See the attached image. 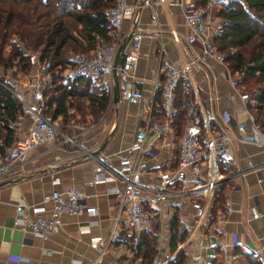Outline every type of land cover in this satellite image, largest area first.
<instances>
[{
  "label": "crops",
  "instance_id": "obj_1",
  "mask_svg": "<svg viewBox=\"0 0 264 264\" xmlns=\"http://www.w3.org/2000/svg\"><path fill=\"white\" fill-rule=\"evenodd\" d=\"M188 1L191 0H171L165 6L152 4L139 11L135 22L131 19L121 22L116 48L126 35L130 37L134 26L141 30L138 48L130 47L128 37L120 49L118 60L124 53L131 54L135 59L133 81L144 99L130 103L119 97L116 102H112L108 90V100L102 115L95 122L91 121L85 128L87 133H82L76 139L82 148L91 151L107 135L104 145L94 157H103L109 164L115 165L117 154L130 142L137 127L144 128L145 142L158 131L153 148L144 153L146 167L136 176L140 182H153L159 173L175 165L178 136L170 121L167 127H161L164 116L159 114L158 109L162 103L158 84L168 67L179 66L181 58L177 49L180 45L185 47L183 38L188 33L181 6ZM196 2L202 3L201 0ZM241 5L245 6V3L241 1ZM218 8V5H214L210 11L216 14ZM150 13H153V21L149 20ZM170 30L177 35L178 43L172 40ZM110 32L112 40L115 39L116 33ZM199 49V44L193 42L189 50L193 53ZM28 53L30 64L38 60L36 52ZM225 68L229 75L236 76L224 62L207 57L191 68L189 76H181L190 87L198 111L201 105L206 114L211 112L217 116L224 111L229 115L230 133L235 137V168L246 171L215 189L213 196L204 201L206 213L199 222H195L189 199L178 194L148 205L149 229L155 227V243H161V251L165 254L164 257L152 256L150 264H163L177 250L183 252L182 264H264L263 256L244 252L241 248V245L251 247L264 243V148H256L251 141L249 120L244 114L242 102L228 83ZM100 80L107 87L105 81ZM96 85L92 81L88 83L86 92L98 94ZM209 95L214 97L212 101ZM86 107L94 108L87 102ZM108 108L112 112L109 121L106 115ZM259 119L258 122L264 126ZM210 121L213 124L212 118ZM29 123L30 117L27 115L16 118L9 146L26 133ZM9 146H4L3 150ZM81 154L80 150L68 143H42L29 150L6 175L0 177V264H85L92 260L96 264H140L141 258L130 244L135 232L128 221L126 208L121 206L113 192H109L119 189L121 182L100 179L89 183L95 164L93 156L48 168L51 164ZM247 161H250L251 167ZM220 167L224 169V166ZM66 186L81 189L84 193L81 202L86 206H94V212L62 214L59 229L44 239L31 233L24 224L13 222L17 215L16 203L40 204L44 208L43 214H46L51 205L47 199L50 191L61 190ZM224 201H228L232 209L221 215ZM249 205H253L258 212L256 217L250 216ZM26 212L31 214L29 209ZM173 217L177 232L183 231V234L170 251L168 242ZM110 230L116 233L111 241L100 249L90 245L92 237H106ZM233 236L234 243L231 242ZM232 253L233 258L230 257Z\"/></svg>",
  "mask_w": 264,
  "mask_h": 264
},
{
  "label": "built area",
  "instance_id": "obj_2",
  "mask_svg": "<svg viewBox=\"0 0 264 264\" xmlns=\"http://www.w3.org/2000/svg\"><path fill=\"white\" fill-rule=\"evenodd\" d=\"M170 2L171 0H113L105 13L107 26L110 31L116 33L117 37L107 42L103 37L95 35L89 50L73 49L68 57L70 63L59 72L54 70L53 73L68 79L77 76L99 77L107 84L111 98L110 75L121 22L124 19L135 22L143 7L152 4L165 6ZM227 2H241V0H204L202 3L191 0L181 6L182 19L188 28V33L183 38L185 47L180 45L177 49L181 58L179 66L168 67L158 84L164 114L162 128L167 127L173 113V89L177 79L181 75L189 76L191 68L196 67L207 57L222 62V55L216 51L212 43L213 36L222 29V20L210 9L214 5L219 6ZM149 20H154L153 13L149 14ZM140 31L138 26H134L130 31L132 49H137L140 44ZM170 35L174 42H179L174 31L170 30ZM193 42L199 44L198 52L191 53L189 50ZM32 66L33 70L27 74L23 82L14 79L9 83H0L18 102L19 114L16 118L22 115L30 117L26 133L15 139L12 145L0 154V177L6 175L14 163L21 160L29 150L42 143L54 141L58 144L68 143L82 153L87 152L76 141L84 131L80 125L69 122L63 127H71L72 132L59 130L54 119L44 113V98L41 90L50 83L52 76L47 62L34 60ZM134 67L135 59L129 53L122 54L115 66L118 95L130 103L144 99L141 91L134 85L132 73ZM225 72L229 85L243 104L244 114L249 120L252 143L256 148H264V126L258 122V109L254 106V100L246 90L237 86L235 75H229L226 68ZM208 98L212 101L214 97L209 95ZM199 113L200 123L189 120L183 125L181 134L177 138L174 167L159 173L153 182L137 181L136 176L146 167L144 153L153 148L158 131L148 142H145L144 128L137 127L130 142L117 154L115 165L109 164L103 157L93 156L95 164L89 183L100 179L121 182L119 189L109 192H113L121 206L126 208L128 221L135 232L133 244L139 231L149 229L148 205L163 201L169 195L178 194L189 199L194 210L195 222H199L206 213L204 201L213 196L215 189L230 178L245 173L246 170L235 168L236 160L233 153L235 137L230 133L229 115L224 111L217 116L211 112L206 114L201 105H199ZM211 118L213 124L210 121ZM74 129L77 131L75 132ZM247 164L251 167L250 161H247ZM221 165L224 166L223 170ZM83 196V191L74 186H66L61 190L53 189L47 196L51 205L46 214H43L44 208L40 204L16 203L17 215L13 218V222L24 224L31 233L44 239L59 229L62 214H75L80 211L94 212V206H86L81 202ZM27 209L31 214L26 212ZM231 209L229 202L224 201L221 215L228 213ZM248 209L251 217L258 215L253 205H249ZM115 234L114 230H110L106 237L94 236L89 243L100 249L105 243L111 241ZM231 242H235L234 236ZM241 248L244 252L264 257V243L251 247L241 245ZM230 257L233 258L234 254L232 253ZM85 264H96V261L92 260Z\"/></svg>",
  "mask_w": 264,
  "mask_h": 264
},
{
  "label": "trees",
  "instance_id": "obj_3",
  "mask_svg": "<svg viewBox=\"0 0 264 264\" xmlns=\"http://www.w3.org/2000/svg\"><path fill=\"white\" fill-rule=\"evenodd\" d=\"M241 1L245 6L241 2L219 5L216 15L222 20V29L213 36L212 43L228 70L236 74L237 86L244 88L254 100L259 120L264 124V0ZM112 3L113 0H0V68L5 70L13 66L27 70L30 51L37 53L39 61L47 62L52 77L41 92L44 113L51 118H64L72 97L86 99L88 105L96 108L93 112L105 109L108 88L100 78H97L101 86L96 91L98 94H91L86 92L90 77L67 80L53 71L59 72L70 63L67 55L70 48H81V43L85 42L82 49L89 50L95 35L111 42L113 35L107 26L105 12ZM1 82L9 83L2 78ZM48 90L49 95H44ZM160 107L162 116V103ZM173 107L170 122L178 137L186 121L200 123L193 94L182 76L174 85ZM18 114L17 100L0 85V154L4 152L3 147L12 142L13 123ZM170 226L168 247L172 251L183 231L177 232L174 217ZM155 239L156 234L151 229L139 231L134 244L131 239V247L141 258L140 264H150ZM182 263V250H177L165 261V264Z\"/></svg>",
  "mask_w": 264,
  "mask_h": 264
},
{
  "label": "rangeland",
  "instance_id": "obj_4",
  "mask_svg": "<svg viewBox=\"0 0 264 264\" xmlns=\"http://www.w3.org/2000/svg\"><path fill=\"white\" fill-rule=\"evenodd\" d=\"M111 2L109 3V5L111 4ZM83 46H85V42L81 43V48L75 47V46L70 48L68 53H67L68 57H69V55L73 49L86 50V49H82ZM32 70H33L32 64H30V66L27 70H19L17 67H13V66L10 68H6L5 70L0 68V79L2 78V79L9 81V82L13 81L14 79H18V80L23 82L25 80V78H27V74H29ZM91 78H92L91 81L95 82L97 84L95 89L99 90V88L101 87L100 84H98L99 81H97V78H99V77H91ZM49 92H50L49 90L45 91L44 95H46V96L49 95ZM86 102H88V101H86L84 98L72 97L70 99V104L67 107L64 118H62V116H57L54 119V121L58 125V129L63 130V131L68 132V133L72 132L73 130L71 127L68 128V127H63V126L69 122H73L74 124L81 125V128L84 129L83 134L85 132L87 133V131L85 129L86 126L89 123H91V121L95 122L97 119H99V117L102 115L104 109L100 113H97V111L93 112L96 108H91V107L87 108ZM111 113H112L111 108H108V114H106V115H108L109 117H107L108 118L107 121H109L111 119ZM74 131L76 132L77 130L74 129ZM150 229H151V231L155 232L154 226H151ZM157 244H158V246H157ZM160 244L161 243H159V242L154 243L152 256H155V255L157 257H159V256L164 257L165 256V254H163L161 251ZM174 253H173V255H174ZM173 255H171L170 257H172ZM162 260H164V259H162ZM165 261L166 260L163 261V264H165Z\"/></svg>",
  "mask_w": 264,
  "mask_h": 264
},
{
  "label": "water",
  "instance_id": "obj_5",
  "mask_svg": "<svg viewBox=\"0 0 264 264\" xmlns=\"http://www.w3.org/2000/svg\"><path fill=\"white\" fill-rule=\"evenodd\" d=\"M128 37L129 36L126 35L125 38L122 39L121 43L116 48V50L114 52V56H113L112 69H111V75H110V78H111V101L112 102H116V100H118V98H119L118 91H117V85H116V69H115V66H116L117 61H118L120 49L123 46L124 42L128 39ZM105 137H107V135ZM105 137L100 142V144L98 145V147L95 148L94 150L87 151V152H84L83 154H81L79 156L67 158V159L62 160L60 162L51 164V165L48 166V168L49 169H53L55 167L62 166V165H66V164H69L71 162L77 161L78 159H83V158H86L88 156H94L97 152L100 151V149L104 145L105 140H106Z\"/></svg>",
  "mask_w": 264,
  "mask_h": 264
}]
</instances>
